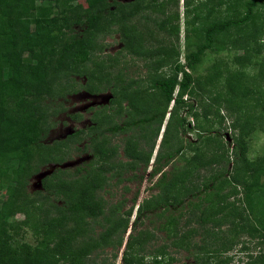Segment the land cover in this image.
I'll return each mask as SVG.
<instances>
[{"label":"rangeland","instance_id":"obj_1","mask_svg":"<svg viewBox=\"0 0 264 264\" xmlns=\"http://www.w3.org/2000/svg\"><path fill=\"white\" fill-rule=\"evenodd\" d=\"M115 1L128 3L133 0ZM185 1L156 0L155 3H150L144 0L141 4L142 13L125 22L142 37L143 47L156 49L157 53L151 57L133 56L123 50L118 34L120 24L108 23L105 26L107 31L100 28L93 37L95 46L90 61L81 65L77 72L50 81L51 97L44 100L47 131L34 154L35 161H51L40 165L38 173L30 176L25 186V195L7 194L0 188L1 202L10 199L15 202L0 233L2 242L7 241L10 256L22 255L25 252L24 247L27 246L41 264H68L69 257L66 255H72V247L81 241V237L75 234V240L68 242L66 252H63L65 261H61L59 255L53 256L49 248L54 243L68 240L65 230L69 221L63 222L64 218L49 213L48 216L56 218L62 226L48 234L43 225V211H47L51 205L59 207L65 200L80 199L85 194L89 206H97L94 214L84 209L75 218L72 214L65 218L71 219L78 226L82 225L81 228L87 236L91 235L92 229V237L95 238L112 223L113 218L107 216L110 207L120 202V212L114 219L123 220L127 218L125 214L131 208V216L126 220L127 228L121 234L122 244L129 232L137 238L138 243L132 254L141 264L151 262L160 248L164 254L160 258L161 264H194L200 259L204 264H244L249 255L254 257L257 253H264V242L260 243L255 235H250L247 228L241 230L238 226L242 224L237 216L240 211L243 210V217L247 215V209L241 202V186H232L229 179H219L209 191L201 187L212 175L223 168H230L225 166L223 155H230L232 138L238 132L235 123H241L248 116L254 118L264 113V109H261L264 108V76L257 68L259 62L264 64V40L256 35L260 45H253L257 48L256 52L247 50L246 57H249V61L240 69V62L236 63L235 59L243 56L244 49L234 48L226 43L225 46L230 47L220 52H207L193 70L186 69L195 79L209 77L204 90L199 92L194 88V91L186 93L183 99L190 108L183 107L170 114L172 104L166 105L159 92L148 81L149 75L155 70L152 67L145 68L144 64L163 59L164 54L159 51L163 47L177 54L178 63H184L185 54L193 48V35L189 29L197 24L195 18L192 21L194 14L203 15L208 9L197 6L192 11L194 6L204 0H187V6ZM211 2L212 0H207L204 5L213 6L215 1L213 0V4ZM76 3L82 8L91 5L90 0H77ZM218 12L223 15V11ZM261 12L263 18L260 30H264V9ZM172 13L177 15L175 22L167 20ZM141 15L157 22L164 21L163 30H158L153 22L141 19ZM95 27L96 21H90L87 28L85 26L88 30ZM172 27H176V32ZM75 31H81V28H75ZM229 37L231 38L230 35ZM241 60V63L246 61L242 58ZM214 65L219 74L211 70ZM169 70L170 67L164 65L156 72L160 76H166ZM237 71L243 85L250 89L249 95L246 98L241 97L239 102H226L229 94L223 85V79L228 73ZM175 93L176 88L173 97ZM162 110L165 115L160 122L153 149L150 144L155 133V122L124 133L111 134L106 130L113 124L121 125L125 119L141 118ZM194 113L196 116H193ZM178 118L184 119L183 132L175 124ZM166 122H170L165 132L167 142L159 148L158 154H166L179 144L184 146L174 160L162 168V171L168 172L173 166L185 167L182 182L174 189L178 191L182 204L174 206L172 211L165 212L162 217L152 214L140 216L133 228H130L136 206L157 193L152 184L158 174L150 177L148 172ZM243 143L247 161L263 157L264 123L257 124ZM138 153L151 154L147 165L134 156ZM132 166L133 169L130 168ZM87 173L91 176L88 183L84 184ZM45 176H50L46 184L49 183V187L59 186L63 189V194L53 195L49 200L37 201L35 192L45 194L40 181ZM91 185L94 187L85 191L84 186ZM201 210L204 211L202 222L199 218ZM168 214L172 220L161 228L162 218ZM248 218L251 220V217ZM231 221L238 228L229 231L227 225ZM213 223L219 224L220 230ZM112 234L110 239L114 241L120 236V228ZM173 237H180L184 242L178 247L170 246ZM87 242L90 245L91 241ZM98 246L85 257L86 261H82L87 264H122L120 256L123 245L119 248Z\"/></svg>","mask_w":264,"mask_h":264},{"label":"trees","instance_id":"obj_2","mask_svg":"<svg viewBox=\"0 0 264 264\" xmlns=\"http://www.w3.org/2000/svg\"><path fill=\"white\" fill-rule=\"evenodd\" d=\"M76 1L0 0V188H3L4 193L25 195V186L30 176L38 173L40 165H45L51 161V159L40 162L35 161L34 154L47 131L44 100L51 97L52 84L50 81L53 78L65 77L77 72L81 65L90 61L95 46L93 37L96 36V32H99L100 28L107 31L106 24L119 23L118 34L122 49L133 56L146 58L157 53L156 49L143 47L142 37L132 27L125 24L127 19L142 13L141 4L144 0H133L128 3H120L115 0H90L91 5L88 8H82ZM155 1L148 0L150 3H155ZM214 1L216 5L213 4L212 0L213 6H205L207 0H204L192 9V11H195L197 6L201 9L208 8L203 15L200 13L194 14L192 21L195 18L197 24L189 29L193 35V41L191 42L193 48L185 54L183 64L178 63L176 53L169 52L164 47L159 48V51L164 54L163 59L144 64L145 68L152 67L155 70L149 75L148 81L151 87L159 92V96L166 105L172 104L170 114L183 107L190 108V105L183 99L186 93L191 90L194 91V88L199 92L204 90L209 77L201 80L195 79L186 69L193 70L207 52H220L232 45L234 48L244 49L243 56L235 59L236 63L240 62V69L243 64L249 61V57H246V54L248 55L247 50L256 52L257 48L255 46L259 47L260 45L257 42L259 40H257L256 35L261 36L264 40V30H260V23L263 18L261 9H264V0ZM185 4L187 6V0ZM219 10L223 11V15H219ZM141 17V19L153 22L158 30H163L162 22L164 21L157 22L145 15H141ZM169 19L171 22H175L177 15L172 13L168 16L167 20ZM90 21H96L97 27L95 29H86ZM75 28H81V31H75ZM175 29L176 27H172L174 32H176ZM186 32H188L187 28ZM226 43H229L230 46H225ZM241 58L246 59V61L241 63ZM164 65L170 67L169 73L166 76H160L156 70ZM257 68L264 76L262 61L259 62ZM211 70L215 74H219L215 65L211 66ZM223 85L226 86L229 94L226 102L233 103L234 100L239 102L241 97L246 98L249 95L250 89L243 85V80L240 78L238 71L228 73L223 79ZM175 88L176 93L173 97L172 94ZM231 106L236 107V105ZM164 115V110L152 112L141 118L125 119L121 125L113 124L106 130L111 134L124 133L141 125L150 126L151 123L155 122V133L150 144L153 149L160 122ZM193 116H196V114L194 113ZM262 123H264V113L262 116L254 118L248 116L241 123H235L234 126L237 127L238 132L232 138L231 157L229 155L228 159L225 154L223 155L225 166L230 168L228 167V170L223 168L212 175L204 184H201V187L207 191L214 187L219 179L231 180L232 186L240 185V193L243 196L241 202L244 203V208L247 209V215L243 217L241 215L243 210L240 211V215L237 216L242 224H238V226L241 230L247 228V232L252 236L255 235L260 243L264 242V153L260 159L247 161L244 155L245 145L243 140L253 132L257 124ZM175 124L181 132L184 131L183 118H178ZM169 125L170 122H166L162 130L157 151L148 172L150 177L158 174L152 184L153 188L157 189V193L136 206L135 217L129 225L130 228H133L134 223L137 222L140 216L144 217L152 214L156 217H162L165 212L172 211L174 206H181L182 204L178 191L174 189L178 183L182 182L185 167L183 165L173 166L168 172L162 171V168L172 162L184 146L179 144L166 154H158L159 148L167 142L165 132L168 130ZM219 143L221 146L220 141ZM225 152H227L226 149ZM150 155L149 153L144 155L134 154L137 159L143 161L144 165L148 164ZM211 161L216 162V160ZM202 166H205V164ZM130 168L133 169L134 166ZM50 176H45L40 180L45 194L39 191L35 192L37 201L49 200L48 198L53 195L63 194V189L59 186L49 187V183L46 184ZM90 176L88 173L84 176V184L88 183ZM188 176L190 177L191 174ZM92 186L94 187V185L84 186L85 191L92 189ZM174 191L176 194H174ZM85 195L80 199L65 200L59 207L51 205V208L49 207L47 211H43V225L47 228H45V231L48 234H52L55 228L62 226L56 218L48 216L49 213L64 218L63 222L69 221L65 230L68 240L54 243L49 248L51 254L59 255L61 261H65L66 257H69L68 264H87L85 262L86 258L94 247L99 245L100 248L107 246L119 248L123 245L120 262L122 264H141L139 260H136V256L132 254L134 246L138 243L137 238L129 232L123 241L124 244H122L121 234L127 228L126 220L131 216V208L125 214L127 218L123 220L114 219L120 212L121 203H116L110 207L107 216L113 218L112 223L95 238L92 237V229L90 230L91 235L87 236V233L81 228L82 225L78 226L71 219L65 218L71 214L75 218L84 209L94 214L97 206H89L88 197ZM13 203L15 202H12V199L7 202L0 201V233H2L5 218L11 214ZM190 207L194 208V205ZM203 217L204 211L201 210L199 215L201 222ZM248 217H251V220ZM162 220L161 228H164L169 220H172V217L170 218L168 214ZM213 225L220 230L219 224L213 223ZM118 228H120V236L112 241L110 237ZM235 228L238 227L232 221L227 225L229 231ZM75 234L81 237V241L72 247V255H66L65 257V254H63V252H66L65 247L68 242L71 243ZM87 241H91L90 245ZM183 242L184 240L180 237L179 239L173 237L169 244L178 247ZM9 251L7 241L5 240L3 243L0 237L1 264H41L27 246L24 247L25 252L22 255L18 254L12 257ZM163 255V250L160 248L148 264H161L160 258ZM114 256L112 257L114 258ZM194 264L204 263L200 259ZM244 264H264V253H257L254 257L249 255Z\"/></svg>","mask_w":264,"mask_h":264}]
</instances>
